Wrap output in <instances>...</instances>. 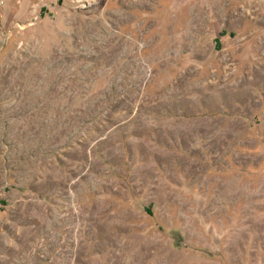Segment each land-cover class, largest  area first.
Returning <instances> with one entry per match:
<instances>
[{
  "label": "rangeland",
  "instance_id": "1",
  "mask_svg": "<svg viewBox=\"0 0 264 264\" xmlns=\"http://www.w3.org/2000/svg\"><path fill=\"white\" fill-rule=\"evenodd\" d=\"M0 264H264V0H0Z\"/></svg>",
  "mask_w": 264,
  "mask_h": 264
}]
</instances>
